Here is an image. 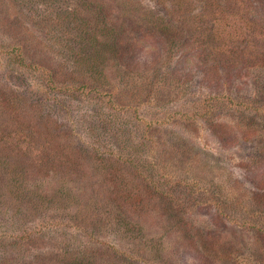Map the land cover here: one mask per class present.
Segmentation results:
<instances>
[{"label":"rangeland","instance_id":"obj_1","mask_svg":"<svg viewBox=\"0 0 264 264\" xmlns=\"http://www.w3.org/2000/svg\"><path fill=\"white\" fill-rule=\"evenodd\" d=\"M0 264H264V0H0Z\"/></svg>","mask_w":264,"mask_h":264}]
</instances>
